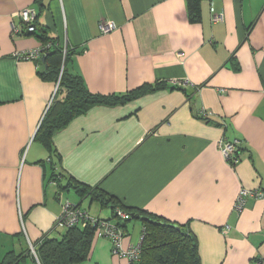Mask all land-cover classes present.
Segmentation results:
<instances>
[{
    "label": "crops",
    "instance_id": "crops-1",
    "mask_svg": "<svg viewBox=\"0 0 264 264\" xmlns=\"http://www.w3.org/2000/svg\"><path fill=\"white\" fill-rule=\"evenodd\" d=\"M199 6L191 23L187 0H0V260L43 237L59 239L55 220L70 195L93 219L112 217L50 182L55 166L127 213L185 226L201 264L264 261V199L246 197L235 210L242 190L264 188V0H213L218 22L207 1ZM27 8L36 34L21 25ZM102 22L115 28L102 34ZM42 32L75 49L67 68L91 93L159 82L166 90L93 107L54 134L50 155L35 135L56 85L13 57L38 48ZM221 139L239 142L236 165L219 152ZM142 222L121 223L123 248L140 242ZM89 248L79 264H131L106 238L93 237Z\"/></svg>",
    "mask_w": 264,
    "mask_h": 264
},
{
    "label": "trees",
    "instance_id": "trees-1",
    "mask_svg": "<svg viewBox=\"0 0 264 264\" xmlns=\"http://www.w3.org/2000/svg\"><path fill=\"white\" fill-rule=\"evenodd\" d=\"M199 2L200 0H187L188 19L191 23H196L200 20ZM36 18L34 20L35 29L30 34H34L36 31ZM37 36L41 42L40 46L49 44L50 48L47 50L44 59L41 58L34 64L39 68V75L43 79L49 80L54 84L57 83L56 93L42 117L35 135L36 141L50 155L54 150L52 144L54 134L63 130L74 118L85 115L93 107L124 106L145 95L166 90L164 83L159 82L153 85H142L122 95L91 93L84 85L81 76L67 68L71 56L77 53L75 49L67 47V52L63 55L61 47L56 40L47 37L44 32ZM60 67L63 69L61 74ZM50 170L49 181L55 182L61 191L72 190L80 200L88 199L90 202L100 205L101 208H110L112 210L111 218L94 220L110 222L120 229L121 232L124 230L121 223L125 222V220L119 218L117 212L115 213V208L122 210L123 208L115 199L108 197L97 187H88L70 176H64L59 167L52 166ZM63 178L65 179L64 183L62 182ZM261 192L264 193V188ZM60 194V192L56 194L57 200ZM66 201L69 200H63L61 206ZM81 202L79 201V205ZM79 205L74 204L77 208H79ZM83 212L88 214L84 210ZM88 216L90 215L88 214ZM145 217L150 221L142 222L140 259L136 264H201L197 239L185 226L160 221L147 215ZM55 229L63 231L59 239L46 236L31 244L34 254L31 253L28 246L19 254L8 251L1 258L0 264H21L27 257H32L36 264H79L83 262L88 256L91 241L96 236L94 225L88 221H83L77 225L58 227L55 220ZM109 242L112 248L111 240ZM255 263L264 264V261L255 259Z\"/></svg>",
    "mask_w": 264,
    "mask_h": 264
},
{
    "label": "built area",
    "instance_id": "built-area-1",
    "mask_svg": "<svg viewBox=\"0 0 264 264\" xmlns=\"http://www.w3.org/2000/svg\"><path fill=\"white\" fill-rule=\"evenodd\" d=\"M200 1H207L210 4V10L212 12L211 19L213 22H218L221 20V15H216L213 12L212 2L213 0H200ZM19 19L21 25L26 29L28 33H32L35 29L34 20H35V11L33 9L27 8L23 9L19 14ZM115 28L113 23L109 22H102L99 25L100 32L102 34L110 33ZM13 32L17 33L16 29H13ZM50 48V45L47 44L45 46H39L36 49L23 51L18 54H14V58L16 60H26L31 61L36 64L38 60L46 55L47 50ZM63 55L67 52V46L64 45L63 49L61 50ZM239 142L237 140L229 141L226 139H221L217 142V147L219 152L221 153L222 157L225 159L229 165H236L239 161V156L237 154ZM260 198L264 199V193L260 190L256 191H246L242 190L238 195L235 201V210L240 211L245 204V198ZM123 216H119V215ZM117 216L121 219H128V215H122L117 213ZM83 221H88L89 223L93 224L96 228V237L106 238L111 240L112 248L111 252L113 255L126 258L131 264H136L140 259V245L130 246L129 248L125 249L122 247V240H123V232L120 229L116 228L112 223L105 222L101 220H94L92 217L88 216V214L84 213L82 210L74 206L69 201H66L62 206V211L60 215L56 219V226L58 227H65V226H72L80 224ZM29 248L31 253L34 254V249L29 244Z\"/></svg>",
    "mask_w": 264,
    "mask_h": 264
},
{
    "label": "rangeland",
    "instance_id": "rangeland-1",
    "mask_svg": "<svg viewBox=\"0 0 264 264\" xmlns=\"http://www.w3.org/2000/svg\"><path fill=\"white\" fill-rule=\"evenodd\" d=\"M34 25H35V22H34ZM24 28V27H23ZM27 32V31H26ZM60 47H61V50L63 49V45H60ZM46 56V55H45ZM44 56V57H45ZM44 57H42L43 59H44ZM62 66V65H61ZM63 69H62V67H60V74H61V71H62ZM59 74V75H60ZM60 77V76H59ZM56 85V88H55V93H56V89H57V84H55ZM54 93V94H55ZM53 94V95H54ZM54 97V96H53ZM67 198H68V196H66ZM71 202H72V200H71V195L69 196V198H68ZM64 200H67V199H64ZM83 206H85V204L83 205ZM90 209H92V210H95V209H99V207L97 206V205H95V204H93L92 206H91V208ZM116 209V211H115V213L117 212V213H120V214H122V215H128L129 216V218L128 219H123V220H125V221H127V220H130L131 219V217H130V214L129 213H127V212H125L124 210H122V209H120V208H115ZM137 213V212H136ZM119 215V214H118ZM119 216H121V215H119ZM118 216V217H119ZM145 216V215H144ZM121 217H123V216H121ZM124 218V217H123ZM132 223H133V221H132ZM134 223H135V220H134ZM122 230V229H121ZM122 232L124 233V230H122ZM141 237H142V233H141ZM141 241V240H140ZM137 245H140V242L137 244Z\"/></svg>",
    "mask_w": 264,
    "mask_h": 264
},
{
    "label": "water",
    "instance_id": "water-1",
    "mask_svg": "<svg viewBox=\"0 0 264 264\" xmlns=\"http://www.w3.org/2000/svg\"><path fill=\"white\" fill-rule=\"evenodd\" d=\"M131 220H138V221H150L147 217H145L144 215L140 214V213H131L130 214Z\"/></svg>",
    "mask_w": 264,
    "mask_h": 264
},
{
    "label": "bare ground",
    "instance_id": "bare-ground-1",
    "mask_svg": "<svg viewBox=\"0 0 264 264\" xmlns=\"http://www.w3.org/2000/svg\"><path fill=\"white\" fill-rule=\"evenodd\" d=\"M57 84V83H56ZM195 88V87H194ZM105 95V94H104ZM117 217V216H116Z\"/></svg>",
    "mask_w": 264,
    "mask_h": 264
}]
</instances>
